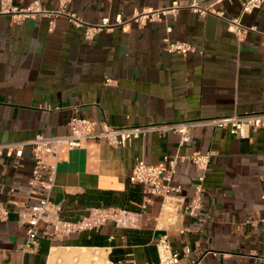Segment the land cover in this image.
<instances>
[{"label": "crops", "instance_id": "obj_1", "mask_svg": "<svg viewBox=\"0 0 264 264\" xmlns=\"http://www.w3.org/2000/svg\"><path fill=\"white\" fill-rule=\"evenodd\" d=\"M41 1L58 6V0ZM175 2L190 0H72L68 9L88 21H114L128 20L134 8ZM201 2L229 17L242 9V0ZM242 22L258 31L239 40L224 18L182 8L142 28L131 22L101 31L89 42L65 16L16 22L0 14V143L68 134V122L78 115L126 126L264 111V5ZM167 36L197 51L169 52ZM180 140L171 131L142 135L126 147L94 139L63 146L52 192L62 215L75 219L92 206L126 207L134 222H108L64 239L41 236L38 250L25 255L19 245L27 225L19 222L15 202L27 198L10 187L31 176L32 147H24L19 164L14 155L0 157V202L11 210L0 221V264H143L158 261L165 235L181 255L175 264H264V223L258 221L264 216V127L241 138L210 125L196 128L190 142ZM194 151L212 152L197 215L185 208L201 175L191 161L178 164L174 181L183 189L166 202L128 179L137 159L159 163Z\"/></svg>", "mask_w": 264, "mask_h": 264}, {"label": "built area", "instance_id": "obj_2", "mask_svg": "<svg viewBox=\"0 0 264 264\" xmlns=\"http://www.w3.org/2000/svg\"><path fill=\"white\" fill-rule=\"evenodd\" d=\"M72 0H58L56 8L46 7L41 0H32L27 5L21 6L16 0H0V14L8 15L13 21L20 22L27 18L49 16L54 19L57 16H65L75 27L84 30L87 41H93L101 31H113L116 27L134 22L140 28L149 22H160L168 14H177L180 9L188 8L201 16L215 15L224 18L230 31L234 32L239 40H242L250 30L258 31L256 26L243 24L242 17L264 5V0H242V9L239 15L229 17L223 10L216 9L212 4H202L201 0H190L187 5L175 2L163 7L134 8L132 16L128 20L117 17L112 21L109 17H103L99 21H88L78 12L68 9ZM164 48L169 52L186 55L197 51L189 41L173 40L169 36L164 38ZM99 124V127H98ZM215 126L229 129L237 137H249L252 133L264 127V111H248L246 113H234L232 115L181 120L173 122L147 123L142 125L115 126L103 119L98 122L84 116H74L67 126L69 133L65 135L37 134L29 142L0 143V157L15 156L16 163H20L24 147L29 144L32 147L34 158L31 176L25 183L14 182L10 187V193L23 194L26 202H15L18 206L15 212L19 222L27 225L26 236L19 245L23 255L36 252L40 246V237L47 236L52 239H64L73 234L98 230L108 222L117 226H125L134 222L132 212L126 207L92 206L78 218L69 219L62 215L63 206L52 200V192L56 185L60 150L63 146L68 148L78 147L84 140L94 139L104 142L112 147H126L142 135L156 132L160 135L168 132H176L180 135L182 145L192 139L194 130L198 127ZM212 158V152L194 151L191 154L166 155L159 163H151L144 159H137L131 168L128 179L130 183L143 187L146 195H158L164 202L176 197L182 192L183 186L174 181L178 171V164L183 161H191L201 172L199 182L195 185L194 195L186 205V210L191 215H197V210L202 205L203 180ZM169 206H166L167 208ZM11 210L0 202V221L8 220ZM258 221L264 223V216ZM255 220H247L248 223H256ZM158 261L143 264H175L181 255L171 251L167 236L160 239L158 245ZM196 264V263H195Z\"/></svg>", "mask_w": 264, "mask_h": 264}]
</instances>
